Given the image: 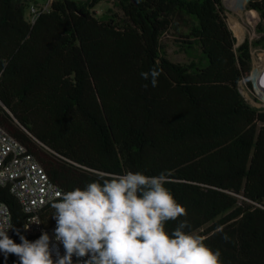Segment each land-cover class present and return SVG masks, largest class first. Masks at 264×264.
<instances>
[{"label":"trees","instance_id":"obj_1","mask_svg":"<svg viewBox=\"0 0 264 264\" xmlns=\"http://www.w3.org/2000/svg\"><path fill=\"white\" fill-rule=\"evenodd\" d=\"M25 6L0 0V125L50 181L66 192L99 173L163 172L187 212L169 232L186 220L222 264H264V108L239 88L264 49V0L247 3L262 36L239 46L222 0H53L34 25ZM168 33L187 61L168 57ZM153 68L156 87L140 75ZM0 202L21 242L27 215L7 188Z\"/></svg>","mask_w":264,"mask_h":264},{"label":"clouds","instance_id":"obj_2","mask_svg":"<svg viewBox=\"0 0 264 264\" xmlns=\"http://www.w3.org/2000/svg\"><path fill=\"white\" fill-rule=\"evenodd\" d=\"M161 71L153 68L140 75L156 87ZM98 176L82 188L61 193L52 204L55 240L63 245L64 256L53 260L46 232L35 241L20 236L21 242L16 243L3 225L0 252L16 255L20 264H72L73 255L88 257L84 264H222L219 249L213 250L202 236L185 231L186 220L167 230L168 222L187 212L166 187L165 173Z\"/></svg>","mask_w":264,"mask_h":264},{"label":"built area","instance_id":"obj_3","mask_svg":"<svg viewBox=\"0 0 264 264\" xmlns=\"http://www.w3.org/2000/svg\"><path fill=\"white\" fill-rule=\"evenodd\" d=\"M51 3L52 0H48L43 4L29 5L26 21L30 25H34L41 14L50 11ZM0 187L9 190L27 215L23 227L26 238L29 241H35L42 233L46 232L51 238L50 248L53 260L64 256L63 245L55 240L56 221L51 217V214L45 217V213L52 208V204L59 199L60 194L64 191L50 181L42 165L27 147L1 125ZM0 225H3L7 235L12 239L14 234L12 216L8 206L3 202H0ZM7 255L11 257L12 264H20L19 257L16 255L0 252V258ZM87 259L88 257L73 255L72 264H84Z\"/></svg>","mask_w":264,"mask_h":264},{"label":"rangeland","instance_id":"obj_4","mask_svg":"<svg viewBox=\"0 0 264 264\" xmlns=\"http://www.w3.org/2000/svg\"><path fill=\"white\" fill-rule=\"evenodd\" d=\"M31 1V0H28ZM41 2V4L45 3L47 0H38ZM23 2V1H22ZM249 0H247L245 3L241 4H233V3H227L224 0H222V3L226 9V17H227V23L234 32V34L237 37V44H241L246 38H248L250 41H255L262 36L261 33L256 32V25L259 22L260 18L257 12L253 10L247 9V3ZM112 8V3L110 2H101L97 5L95 8V13L98 17H102L105 14H107L108 9ZM115 11L116 9L113 8ZM240 9V10H239ZM24 11L26 14L29 12V6L24 7ZM248 16H253L256 18L254 21H248ZM234 20H237L240 27L242 28L241 33H236L233 22ZM175 36L172 33H168L163 37V42L167 46V55L168 57L174 61V62H185L187 61V56L180 52L178 50V47L175 43ZM236 44V45H237ZM252 69L248 75L249 80L251 81V87L249 88L245 81H241L239 83V88L245 99L252 105L257 108H264V99L262 98L261 94L259 93V90L255 87L254 81L251 77V72L254 67V62H260V67L262 68L264 66V62L260 59L264 55V49L262 48H252ZM250 98V99H249Z\"/></svg>","mask_w":264,"mask_h":264},{"label":"bare ground","instance_id":"obj_5","mask_svg":"<svg viewBox=\"0 0 264 264\" xmlns=\"http://www.w3.org/2000/svg\"><path fill=\"white\" fill-rule=\"evenodd\" d=\"M241 1H243V0H241ZM247 18H248V21H251V22L256 19L251 15L250 16L247 15ZM233 27H234L237 34L242 32V28L240 27L237 20H234ZM260 60L264 62V55ZM251 77H252V80L254 81L255 87L259 90V93L261 94L262 98L264 99V66L261 68L260 62H254V67H253V70L251 72Z\"/></svg>","mask_w":264,"mask_h":264},{"label":"crops","instance_id":"obj_6","mask_svg":"<svg viewBox=\"0 0 264 264\" xmlns=\"http://www.w3.org/2000/svg\"><path fill=\"white\" fill-rule=\"evenodd\" d=\"M20 1H23V2H26L27 3V6L31 5V4H41V2H39L38 0H31V1H28V0H20ZM48 1V0H47ZM46 1V2H47ZM53 1V0H52ZM255 85V84H254Z\"/></svg>","mask_w":264,"mask_h":264},{"label":"water","instance_id":"obj_7","mask_svg":"<svg viewBox=\"0 0 264 264\" xmlns=\"http://www.w3.org/2000/svg\"><path fill=\"white\" fill-rule=\"evenodd\" d=\"M236 46H239V44H237ZM0 104L5 108V105L1 101Z\"/></svg>","mask_w":264,"mask_h":264}]
</instances>
